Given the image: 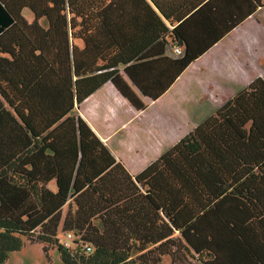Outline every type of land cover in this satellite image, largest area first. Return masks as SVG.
I'll list each match as a JSON object with an SVG mask.
<instances>
[{"label":"trees","instance_id":"trees-1","mask_svg":"<svg viewBox=\"0 0 264 264\" xmlns=\"http://www.w3.org/2000/svg\"><path fill=\"white\" fill-rule=\"evenodd\" d=\"M262 6L0 0V264L27 243L64 264H264V78L137 175L77 113L108 80L142 108L121 65L168 44L177 78L204 52L183 25L213 44Z\"/></svg>","mask_w":264,"mask_h":264},{"label":"crops","instance_id":"crops-1","mask_svg":"<svg viewBox=\"0 0 264 264\" xmlns=\"http://www.w3.org/2000/svg\"><path fill=\"white\" fill-rule=\"evenodd\" d=\"M262 9L264 6L213 44H210L203 29L190 25L191 28L187 30L183 25L180 33H184L182 37L187 38L191 49L204 52L177 78L175 61L180 56L168 44L154 45L136 62L121 65L120 83L131 89L143 104L142 108L136 107L113 80H108L77 105L78 115L131 174H139L174 145L166 144L173 124L162 111L166 110L168 104L170 107V101L175 100L178 87L191 89L195 85L206 94L204 97L211 100L213 94L231 95L220 102L222 106L255 78H264L263 71H252L244 78L235 76V71L248 72L253 65L259 66L254 61L256 54L246 44L250 43L248 24L256 19L257 12ZM194 35L199 39L195 41ZM251 46L253 49L254 46ZM133 64L134 68L131 66ZM235 80L238 82L237 89ZM138 159H145L144 163L141 164Z\"/></svg>","mask_w":264,"mask_h":264},{"label":"rangeland","instance_id":"rangeland-1","mask_svg":"<svg viewBox=\"0 0 264 264\" xmlns=\"http://www.w3.org/2000/svg\"><path fill=\"white\" fill-rule=\"evenodd\" d=\"M24 15L29 20L33 19V14L29 9L24 10ZM248 30L250 43L247 42L246 46L247 48L250 47V51L256 54V60L254 61L259 66L253 65L252 70L248 72L235 71L237 78H244L252 71H263L261 73L264 74V9L257 12L256 19L251 20L248 24ZM251 44L254 46L253 49ZM243 73L245 75H242ZM237 88L238 82L235 80V89ZM176 90L175 100L170 101V107L168 104L166 110L162 111L165 112V118H168L173 124L166 139V144L170 146L177 143L189 130L194 129L212 115L217 110L216 108L221 106L220 102L231 96L226 93L220 95L217 93V96L212 95L211 100L209 97H204L206 94H203L195 85L191 89L180 86ZM138 160L143 164L145 159ZM59 237L63 240L64 234L60 233ZM48 255L50 257L46 258L43 245L27 243L22 250L11 253L7 264H64L56 247L51 248ZM164 262L169 264L170 259L165 257Z\"/></svg>","mask_w":264,"mask_h":264},{"label":"built area","instance_id":"built-area-1","mask_svg":"<svg viewBox=\"0 0 264 264\" xmlns=\"http://www.w3.org/2000/svg\"><path fill=\"white\" fill-rule=\"evenodd\" d=\"M174 51H175V53L177 54V55H180V54H182L183 53V51H182V49L180 48V47H176L175 49H174ZM71 235H69V237H70ZM68 244V243H67Z\"/></svg>","mask_w":264,"mask_h":264}]
</instances>
